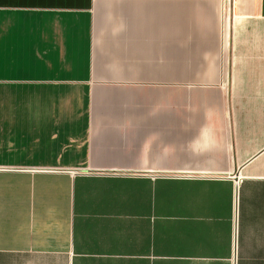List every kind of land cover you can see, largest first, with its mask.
<instances>
[{"label":"crops","instance_id":"1","mask_svg":"<svg viewBox=\"0 0 264 264\" xmlns=\"http://www.w3.org/2000/svg\"><path fill=\"white\" fill-rule=\"evenodd\" d=\"M0 264H264V0H0Z\"/></svg>","mask_w":264,"mask_h":264},{"label":"built area","instance_id":"2","mask_svg":"<svg viewBox=\"0 0 264 264\" xmlns=\"http://www.w3.org/2000/svg\"><path fill=\"white\" fill-rule=\"evenodd\" d=\"M235 217L237 218V199L235 201Z\"/></svg>","mask_w":264,"mask_h":264}]
</instances>
